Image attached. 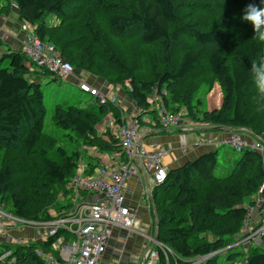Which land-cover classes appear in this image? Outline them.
<instances>
[{
    "label": "trees",
    "instance_id": "trees-1",
    "mask_svg": "<svg viewBox=\"0 0 264 264\" xmlns=\"http://www.w3.org/2000/svg\"><path fill=\"white\" fill-rule=\"evenodd\" d=\"M11 1L37 38L54 45L84 77L103 78L113 88L128 83L127 94L140 110L136 117L142 126L145 114H152L154 123L162 126L151 103L156 97L157 104L160 101L170 112L183 110L199 121L195 115L202 101L196 98V82L202 83L209 74L208 80L217 81L222 89V107L205 112L198 123L250 130L259 119L261 128L253 131L264 138V95L251 72L252 61H264V43L254 39L252 26L241 20L245 7L252 2L264 6L261 0H245L211 23L201 11L206 2L199 0ZM10 10L6 7L4 12L9 15ZM98 12L104 13V22H98ZM6 47L0 36V153L5 154L0 155V194L15 218L50 222L74 207V190L67 184L77 176L86 152L74 142L81 141L97 157L121 152L110 130L103 137L99 126L110 113L120 123L122 110L100 105L90 95L77 96L81 102L87 100L84 106L56 104L53 121L70 133L66 136L75 150L55 146L57 138L45 131L47 106L39 81L51 73L38 70L22 51ZM14 151L20 152L15 158L20 164L14 165ZM90 156L85 159L86 176L101 164ZM259 195L264 198L263 152L243 149L240 156L221 164L219 151H210L169 170L165 183L150 195L158 241L171 251L169 262L160 253V264H186L237 242L250 226ZM263 224L264 219L246 236ZM62 234L43 243L1 242L0 264H47L38 249L52 248ZM246 248L248 252L240 247L228 250L226 260L264 264L262 245ZM203 264H219L218 256Z\"/></svg>",
    "mask_w": 264,
    "mask_h": 264
},
{
    "label": "built area",
    "instance_id": "built-area-1",
    "mask_svg": "<svg viewBox=\"0 0 264 264\" xmlns=\"http://www.w3.org/2000/svg\"><path fill=\"white\" fill-rule=\"evenodd\" d=\"M20 51L35 64L38 70H46L66 81L75 77L76 71L73 66L61 57L54 45L43 43L38 39L32 28L26 39L22 41ZM75 80L79 89L95 98L100 105L119 104L117 94H113L114 88L108 84L97 87L83 78H75ZM157 111L160 123L166 129H176L184 122L181 113L174 114L167 111L162 104ZM116 137L122 147L121 152L113 154L114 159H119L118 164L102 165L92 176H86L87 168L81 164L71 184V189L74 190V207L65 217L50 222H25L0 208V243L12 242L8 224H11V227L22 225L27 228H37L42 233L43 238L40 241L30 243L48 242L63 232L62 237L58 238L52 248L38 249V255L47 264H127L123 260L124 250L116 257L109 255V246L112 245L111 241L116 230H123L128 234L141 232L138 210L130 205L127 195V181L138 177L141 165L150 175L152 193L154 188L164 184L167 179L168 170L165 160L170 150L162 145L145 144L142 124L136 116L122 114ZM181 142V149L185 152L187 143L184 137H181ZM224 145H230L238 152L243 149L264 152L263 145L259 142H247L245 136L239 132L232 133L224 141ZM151 193L144 190L143 195L150 199ZM142 233L147 235L145 232ZM263 237L264 224L257 231L247 235L243 243L255 244ZM127 240L128 237L124 242L126 243ZM150 240L153 241V247L143 254L142 264H159L160 253L168 259L171 251L159 242H155L151 236ZM16 243L30 244L23 240H17ZM228 250H231L230 246L221 252L225 253ZM214 255L199 259L207 261ZM130 257L132 264H140V256Z\"/></svg>",
    "mask_w": 264,
    "mask_h": 264
},
{
    "label": "rangeland",
    "instance_id": "rangeland-1",
    "mask_svg": "<svg viewBox=\"0 0 264 264\" xmlns=\"http://www.w3.org/2000/svg\"><path fill=\"white\" fill-rule=\"evenodd\" d=\"M121 1H122V4H128L130 2V0H121ZM202 1L206 2V4H203V8L201 9V11H203L204 13H206L208 15L209 22L211 23V22H215V19H217L219 17V15H221V14H226V15L231 14L234 10H236L238 8V5L243 4V2L245 0H199V3ZM6 7L11 8L10 13H9V15H10L14 10V6H13L12 1L11 0H0V17L3 16V18H5V17L9 16L4 12ZM120 11H121V9H120ZM181 13L185 16L187 14V11L183 8ZM97 15H98V17H97L98 22L104 20V13H102V15H101V13L98 12ZM12 18H13V15H11V19ZM20 28H21V37L20 38H18L17 36L14 37L13 34L10 32V30L7 29L6 26H3V28L2 27L0 28V34H1V32L3 33V36L9 34L11 37L13 36V38H17L18 42H19V40L24 41V39H26V35L29 33V30L26 29L27 32H25L24 31L25 28L23 27V25H20ZM6 38L4 39V41L7 40ZM114 39H115V41L118 40V38H116V37H114ZM87 46H88V43H87ZM174 55H175L174 57H176L178 55L177 52H175ZM132 63H133V61L130 63V65ZM75 71H76V73L74 75L75 78H83V79H86L89 82H93L97 85L98 84L99 85L108 84V83H106V81L103 78H100V77L98 78V77L92 76V75H88L87 77H84L85 73H83V71H80L78 69L77 70L75 69ZM209 76L210 75L207 74L206 78L204 79V81L202 83L196 82V87L199 88L196 98H197V100L200 99L202 101L201 105L200 106L198 105V107L196 109L197 113L195 115V116H199V118H198L199 121H194L193 119L189 118V115L187 116L186 112L182 110L180 113L182 114V117L184 120H191V122L198 123V122H200V119L203 118V115L205 112H211L213 110H220L221 109L222 100H223L222 89L220 88L219 83L217 81L208 80ZM54 78H57L58 81H55ZM39 81L42 84L44 99H45V103L47 106V115H46V119H45V131L47 133L52 134L54 137L57 138L58 141H56L54 143L55 146L61 145V146L67 147L69 149V152H71L72 150H75L74 148L76 145V146H80L82 148V150L86 151L85 154H83V157H82L83 160L80 163V165L82 164L86 167L87 164H86L85 159H88V157H91L90 155L94 156L93 150L88 151L86 149L87 147H83L82 142L78 141V140H76L74 142L75 145H73V142L69 143V138L66 135L70 134V133L68 131H63L62 129L56 127L52 117H53V113H54V106L56 104H63L65 106H71V105L84 106L86 104L87 100L84 99L81 102L78 100L77 96L79 95V96H82L83 98H86L87 94L83 93L79 89V86H77L75 83L70 82V81H66V80H62L61 78H58V77L53 76V75L42 76V78ZM109 86H110V84H109ZM97 87H99V86H97ZM129 87H130L129 84L126 83V86L123 85L119 88H114L115 92H113V94H118L120 92L122 93L121 101L119 102L117 107L120 108L119 109L120 113H121V110H122V112L125 111L122 113L124 115L127 114L126 113L127 111H134L133 109L137 108L135 102H133L127 94V90H128L127 88H129ZM164 93H165V96H167L168 93L167 92H164ZM82 97H79V98H82ZM157 99L158 98L156 97L154 100L151 101V103L155 105V109H158L161 106L160 101L157 104V101H156ZM166 110L169 111L167 108H166ZM112 117L114 118L113 113L108 114V116L105 118L104 122L99 126L100 135H102L103 137H104V133L106 131L110 130L111 135L114 138H117L116 134L118 132L119 123L115 122V119L113 120ZM109 118L111 121H113L112 124L115 126V128H117V131L113 127H109V122H108ZM259 121L260 120L257 119L254 122V124L252 125V128L250 130L246 129V128H238V129L226 128V129H232L235 132H239L243 135L245 134L244 136L247 135L246 138H248L250 140H255V141L257 140L264 147V138L257 136L256 133L253 131L255 127L261 128ZM200 124H201V126L213 127L212 124H207V123H200ZM262 136H264V134ZM218 151H219V161L221 164H222V160H224L225 158H229V157L231 158V156H234V155L235 156L241 155V152L236 151L230 145L220 146ZM19 154H20L19 151H14V153H11V155L14 159L18 158ZM0 155L4 156L5 154L0 153ZM263 155H264V152H263ZM96 157H97V154L93 158H96ZM7 158L9 159V157H7ZM16 164H20L18 159L14 160V165H16ZM71 184H72V181L67 184L68 190L71 188ZM256 202H257V206L254 207V209H253L252 216L250 219L251 223H250V226L248 225V227H247V232L245 231V229L242 230L243 235L237 239V242L230 245L231 250L233 247L234 248L240 247V248L244 249L245 252H248V248H246L247 245H245L243 243L246 239V234L248 233L249 230L254 229V227L256 228V225L258 227V225H260V223H262V220L264 219V198L259 195L258 199H256ZM6 206H7V203L5 202V198H4V196H2L0 194V208H3L5 210V212H7V214H8V210H6ZM133 207L136 208V206H134V205H133ZM142 207L148 210V221L146 220L147 219L146 212L143 211V209H141V210L138 209V216H139V219L141 221V224H140V231L141 232L128 234V232H126V231H123V230H121V231L123 233L127 234L128 239L135 240V241L139 242L142 245L143 249H145V248L147 249L148 247H151L153 245V241L150 240V236L153 237V235L155 234V216H154L153 208L151 206V201H150V199H147L146 196H144V201H143ZM54 216H57V215L54 214ZM11 226H12L11 224H8V228L10 229L9 234L11 236L12 243L15 244L17 240H20L21 235H19V233L22 231V229H27V227H25V226L23 227L22 225H18L17 227H11ZM142 232H145L148 235H144V233H142ZM127 237H124V238H127ZM119 238L122 241V237H119ZM146 240L148 241V244L145 246ZM117 243L115 242L116 245L113 243V245L109 246V255L112 257L118 256L119 254H121V251H123L125 249V246H126L125 242L122 241V243L118 244L121 247L117 246ZM257 244H260L264 247L263 239L262 238L258 239ZM133 248H135V247H133ZM222 250L214 253L215 254L214 256H218L219 264H233L232 262H229L226 260L227 255L225 253L221 252ZM139 256H141V258H142L143 253ZM204 262H206V261L200 260L198 258V259H193L190 262L188 261L186 264H203ZM244 262H245L244 259H241V260H238L237 262H235V264H244ZM142 263H143V260L141 259L140 264H142ZM135 264H138V263H135ZM159 264H160V261H159Z\"/></svg>",
    "mask_w": 264,
    "mask_h": 264
},
{
    "label": "crops",
    "instance_id": "crops-1",
    "mask_svg": "<svg viewBox=\"0 0 264 264\" xmlns=\"http://www.w3.org/2000/svg\"><path fill=\"white\" fill-rule=\"evenodd\" d=\"M11 15H13V18L11 19ZM19 23V24H18ZM20 25H23L25 28L24 31L27 32L26 29L29 31L31 28L25 24L23 21H21L20 16H19V11L17 7L14 6L13 12L3 18V16L0 17V28L3 26H6L7 29L10 30V32L13 34L14 37H21V28ZM0 36H2L3 39L6 37V48H12L15 50H20L21 44L23 40L17 41V38L11 37L9 34L4 35L1 32ZM70 81L73 83H76L75 77L70 78ZM88 81V80H87ZM89 82V81H88ZM96 86L102 87V85H97L93 82H90ZM105 85V84H104ZM103 85V86H104ZM119 102L121 101L122 93L117 94ZM155 108V105L153 106ZM132 110V109H131ZM134 111H127L126 115H131V116H136L137 114L140 113V110L135 108L133 109ZM125 112V111H123ZM122 112V113H123ZM113 119V117H112ZM107 120V119H106ZM114 120V119H113ZM109 122V127H113L114 129L115 126L112 124L113 121L108 119ZM111 123V124H110ZM212 128V129H211ZM213 127L209 126H201L200 123H194L191 122V120H184L182 125L176 129H166L162 126H158L154 123V116L152 114H145L143 116V126H142V131L144 133L145 139L144 143L147 144L148 146H153L155 144L157 145H162L166 146L170 150L169 156L165 160V166L167 170H172V169H177L185 165L189 161L196 160L200 156L206 154L207 152L210 151H216L219 149L220 146H224V141L232 134L235 133L234 130L232 129H227L226 131L219 132ZM104 129V128H103ZM245 135V134H244ZM181 137H184L187 143V147L185 148L186 151L184 152L181 147H182V142H181ZM247 135L245 136V139L247 142H259L255 140H250L246 138ZM204 141V143H202ZM96 156V155H95ZM99 160L101 161V165H117L118 160L113 158L112 155H102L98 156ZM146 179L150 181V175H148L146 172H142L139 168V175L138 177L131 178L127 181V195L129 198V202L131 206H136L135 209H143V211L146 212V217L148 221V210L143 208V201H144V195L143 192L144 190L147 191L145 183ZM151 189H153V185L151 184ZM149 199V198H147ZM151 201V200H150ZM133 204V205H132ZM22 228V227H21ZM20 240H23L24 242H38L40 241L43 236L42 233L39 229L37 228H27V229H22V231L19 233ZM148 235V234H147ZM125 233H123L121 230H116L114 233V237L111 241V244L117 243V246L121 247L118 245L119 243L124 242V237H126ZM119 237H122V241ZM137 237V236H136ZM140 241V240H139ZM148 244V241H145V246ZM116 245V244H115ZM125 249H124V254H123V260L127 264H132L131 262V255L132 256H139L142 253L144 254L146 250H148L150 247L147 249H143L142 245L135 241L128 239L127 242L125 243ZM135 247V248H133ZM153 247V246H151ZM122 252V251H121ZM141 257V256H140ZM142 259V258H141ZM144 260V258L142 259ZM144 262V261H143Z\"/></svg>",
    "mask_w": 264,
    "mask_h": 264
},
{
    "label": "clouds",
    "instance_id": "clouds-1",
    "mask_svg": "<svg viewBox=\"0 0 264 264\" xmlns=\"http://www.w3.org/2000/svg\"><path fill=\"white\" fill-rule=\"evenodd\" d=\"M264 4V0H261ZM241 20L250 24L254 30L253 38L264 43V6L255 2L249 3L241 16ZM251 72L254 74L255 83L260 94L264 95V61H252Z\"/></svg>",
    "mask_w": 264,
    "mask_h": 264
},
{
    "label": "water",
    "instance_id": "water-1",
    "mask_svg": "<svg viewBox=\"0 0 264 264\" xmlns=\"http://www.w3.org/2000/svg\"><path fill=\"white\" fill-rule=\"evenodd\" d=\"M53 75V74H51ZM213 129L219 131V132H223V131H226L227 129L225 127H214ZM139 148V146L137 147V149ZM137 152V151H136ZM140 170H142V172L145 173V170L144 168L140 165ZM145 186H146V189H147V192L151 193V185L149 183V181L146 179V183H145ZM152 202V201H151ZM157 228H158V221H157V218H155V234L153 235L152 239L155 241V242H159L158 241V237H157Z\"/></svg>",
    "mask_w": 264,
    "mask_h": 264
}]
</instances>
